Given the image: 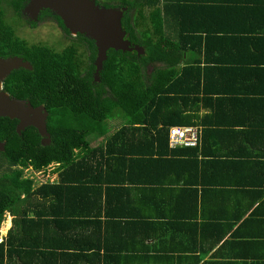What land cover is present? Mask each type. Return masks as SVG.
Listing matches in <instances>:
<instances>
[{"label": "trees", "instance_id": "trees-1", "mask_svg": "<svg viewBox=\"0 0 264 264\" xmlns=\"http://www.w3.org/2000/svg\"><path fill=\"white\" fill-rule=\"evenodd\" d=\"M28 1L9 0L18 24L9 23L6 9L0 8V57H22L33 66L12 71L3 90L34 107H46L51 144L42 145L36 128L19 134L18 120L0 117V141L6 142L0 152V230L6 216L12 217L8 236L0 243V264H65L68 255L75 256L77 242L71 235L77 221H65V216L75 199L88 200L97 184L107 183L105 177L118 172L131 177L138 168L142 183H151L154 165L166 155L180 158L191 175L202 171L205 161L225 163L239 157L236 151L208 145L224 135L229 140L228 130L236 124H229L230 116L218 101L249 97L247 83L254 97L261 92L255 81L262 83V75L254 65L246 69L249 56L242 51L252 45L249 40L264 45V0H233L253 2L252 21L247 18L243 32L259 31L262 37H242L241 29H230L234 21L227 18L218 46L216 29L200 37L199 29L185 26L193 0H105L102 6L128 8L122 20L126 38L144 47L145 54L110 49L100 82L94 80L98 50L92 39L78 34L58 51L19 35L31 24L23 13ZM203 109L213 113L202 114ZM115 120L122 124L117 130L110 128ZM217 120L222 122H213ZM172 126L202 127L200 146L171 149ZM52 164V174H58L53 182L37 184L26 175L27 169L45 173Z\"/></svg>", "mask_w": 264, "mask_h": 264}, {"label": "crops", "instance_id": "crops-1", "mask_svg": "<svg viewBox=\"0 0 264 264\" xmlns=\"http://www.w3.org/2000/svg\"><path fill=\"white\" fill-rule=\"evenodd\" d=\"M193 1L185 26L199 29L200 37L216 29L215 45L227 18L234 21L230 29H241L242 37H262L259 31L243 32L247 18L252 21L253 2ZM249 41L252 45L242 51L249 56L245 67L254 65L262 75L263 84L254 80L261 92L254 97L247 83L249 97L218 101L230 116L229 124H236L228 130L229 140L224 135L208 145L236 151L239 157L225 163L205 161L203 172L191 175L180 158L166 155L154 165L151 183H142L138 168L131 177L121 172L105 177L115 184H97L96 192L88 200L75 199L65 216V221H77L71 227L76 254L68 255L65 264H264V45ZM193 177L199 183L191 182ZM11 227L4 232L1 228L0 243Z\"/></svg>", "mask_w": 264, "mask_h": 264}, {"label": "water", "instance_id": "water-1", "mask_svg": "<svg viewBox=\"0 0 264 264\" xmlns=\"http://www.w3.org/2000/svg\"><path fill=\"white\" fill-rule=\"evenodd\" d=\"M50 10L64 23L73 36L85 35L92 39L98 50L95 60V82H100V72L107 53L110 49L124 52L145 54L144 47L132 44L123 28L122 20L127 7H105L97 4L96 0H30L24 14L31 20L37 21L42 10ZM32 70L29 62L20 57H0V117L18 120L17 132L21 134L26 128L34 127L42 137V145L51 144L47 119L49 113L45 106H32L27 100L15 99L3 90L5 79L14 70ZM6 142L0 141V152L5 151Z\"/></svg>", "mask_w": 264, "mask_h": 264}, {"label": "rangeland", "instance_id": "rangeland-1", "mask_svg": "<svg viewBox=\"0 0 264 264\" xmlns=\"http://www.w3.org/2000/svg\"><path fill=\"white\" fill-rule=\"evenodd\" d=\"M115 3H117V1H115L113 4ZM8 6H10L9 0H0V8L6 9V20L13 25L18 24V20L16 18L15 12L12 10V8H9ZM26 27L27 26H24L22 29H20L18 33L21 37L25 38L30 43H42L59 51V50H63L66 45V42L69 41L64 35H62L63 34L62 30L58 29V26L55 25V22L41 23L32 32L29 31L28 28ZM74 40L75 39L73 38L72 42ZM189 54L191 55V53ZM150 69H152V67H150ZM111 125H112V127L110 126L111 129L117 130L121 127L122 124L121 121L115 120L111 123ZM53 169H54L53 165L49 166V169L45 173H41V172L38 173L37 171L34 172L32 169H27L26 175L36 179L37 184L44 183L48 180L53 182L58 179L57 173L52 174ZM6 224L7 227H4ZM11 225H12V217L10 215H7L2 225L3 232L5 230L8 231V228H10Z\"/></svg>", "mask_w": 264, "mask_h": 264}, {"label": "built area", "instance_id": "built-area-1", "mask_svg": "<svg viewBox=\"0 0 264 264\" xmlns=\"http://www.w3.org/2000/svg\"><path fill=\"white\" fill-rule=\"evenodd\" d=\"M201 139V127L172 126L169 128V145L172 149L182 147H199L201 144Z\"/></svg>", "mask_w": 264, "mask_h": 264}, {"label": "flooded vegetation", "instance_id": "flooded-vegetation-1", "mask_svg": "<svg viewBox=\"0 0 264 264\" xmlns=\"http://www.w3.org/2000/svg\"><path fill=\"white\" fill-rule=\"evenodd\" d=\"M30 2V0L28 1V3ZM96 2H98L97 4H99V5H101L102 6V2H103V0H96ZM28 3L25 5V7L28 5ZM25 7H24V9H23V13H24V10H25ZM47 9H45V10H42L40 13H39V15H38V20L37 21H30V19H28V17L26 16L25 18L27 19V20H29L30 22H31V24L30 23H27V27L26 28H28V30L29 31H34V29H36V27H38L39 26V24H41V23H46V22H50V23H54L55 22V25H57L58 26V29H61L62 30V32H63V34L62 35H64L69 41L68 42H66V45L65 46H67V45H69V44H71L72 43V39L74 38H77V36L78 35H76V36H73L71 33L70 34H67L66 32H65V30L59 25V23H58V21L54 18V13L52 12V15L51 14H48L47 12ZM50 11V10H49ZM53 21V22H52ZM14 57H18V56H14ZM20 58H22V57H20ZM23 60H24V58H22ZM25 61V60H24ZM26 62H29V61H26ZM30 63V62H29ZM31 64V63H30ZM32 66V65H31ZM33 67V66H32ZM153 72V69H150V67L148 68V73L149 74H151ZM18 125V124H17Z\"/></svg>", "mask_w": 264, "mask_h": 264}, {"label": "clouds", "instance_id": "clouds-1", "mask_svg": "<svg viewBox=\"0 0 264 264\" xmlns=\"http://www.w3.org/2000/svg\"><path fill=\"white\" fill-rule=\"evenodd\" d=\"M54 166V168L56 167V164H52Z\"/></svg>", "mask_w": 264, "mask_h": 264}]
</instances>
